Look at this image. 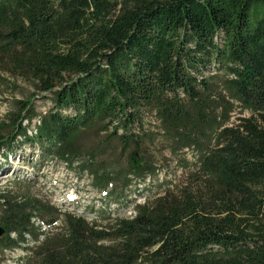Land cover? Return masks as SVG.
<instances>
[{
  "label": "trees",
  "instance_id": "1",
  "mask_svg": "<svg viewBox=\"0 0 264 264\" xmlns=\"http://www.w3.org/2000/svg\"><path fill=\"white\" fill-rule=\"evenodd\" d=\"M0 70L51 102L17 100L0 152L20 142L72 163L95 128L133 177L155 175V140L195 154L185 183L105 225L0 191V248L34 241L21 264H264V0H0ZM237 108L249 116L233 122Z\"/></svg>",
  "mask_w": 264,
  "mask_h": 264
},
{
  "label": "rangeland",
  "instance_id": "2",
  "mask_svg": "<svg viewBox=\"0 0 264 264\" xmlns=\"http://www.w3.org/2000/svg\"><path fill=\"white\" fill-rule=\"evenodd\" d=\"M254 12H251L253 21ZM209 71V74L216 76L214 81L220 83L223 72L211 68ZM43 94L45 97H40L42 94L31 81L0 70V122L15 110L17 100L31 96L36 111L44 113L51 102L49 94ZM240 116H249V112H241L237 108L232 112L231 121L236 122ZM37 122L38 117L27 125L28 128L32 130ZM145 123L146 127L158 131V122L152 114L145 117ZM6 135L7 131L3 137ZM166 144L159 139L148 143L147 154L155 161L157 171L155 175L137 178L127 175L128 150H122L115 139H105L104 133H99L95 128L84 130L76 138V153L72 163L42 154L37 145L19 142L11 149L0 152V191L9 192L18 198L32 196L57 210L72 212L88 221L105 225L114 217L133 216L136 204L151 201L167 186H179L187 181L194 170V152L185 149L173 155ZM82 164L86 168H82ZM94 171L101 177H109L106 189L95 183ZM126 177L130 182L125 184ZM160 183L163 185L158 186ZM101 211L106 213L103 215ZM35 224H41L39 219L35 220ZM60 224L57 221L53 227H59ZM43 226L45 231L53 230ZM11 235L14 236V233ZM27 237L28 244L21 243L12 249L0 248V264H21L27 253L24 247L34 244Z\"/></svg>",
  "mask_w": 264,
  "mask_h": 264
},
{
  "label": "water",
  "instance_id": "3",
  "mask_svg": "<svg viewBox=\"0 0 264 264\" xmlns=\"http://www.w3.org/2000/svg\"><path fill=\"white\" fill-rule=\"evenodd\" d=\"M4 233V228L0 226V236Z\"/></svg>",
  "mask_w": 264,
  "mask_h": 264
}]
</instances>
